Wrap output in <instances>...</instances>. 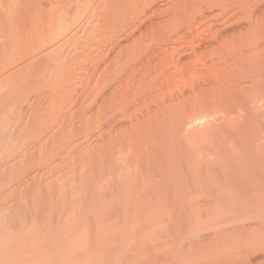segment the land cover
Returning a JSON list of instances; mask_svg holds the SVG:
<instances>
[{"label":"bare ground","instance_id":"1","mask_svg":"<svg viewBox=\"0 0 264 264\" xmlns=\"http://www.w3.org/2000/svg\"><path fill=\"white\" fill-rule=\"evenodd\" d=\"M0 264H264V0H0Z\"/></svg>","mask_w":264,"mask_h":264},{"label":"rangeland","instance_id":"2","mask_svg":"<svg viewBox=\"0 0 264 264\" xmlns=\"http://www.w3.org/2000/svg\"><path fill=\"white\" fill-rule=\"evenodd\" d=\"M224 18H225V15L224 16H219L216 19H211L209 21L210 23H208L205 26H203L201 30L205 29V32H206L210 28L211 29H215V28L221 26L223 21H224Z\"/></svg>","mask_w":264,"mask_h":264}]
</instances>
